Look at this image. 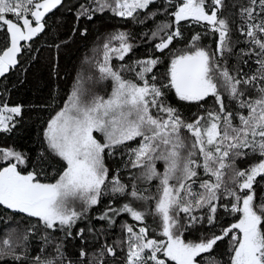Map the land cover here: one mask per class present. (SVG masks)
<instances>
[{
    "label": "snow or ice",
    "instance_id": "snow-or-ice-1",
    "mask_svg": "<svg viewBox=\"0 0 264 264\" xmlns=\"http://www.w3.org/2000/svg\"><path fill=\"white\" fill-rule=\"evenodd\" d=\"M156 3L91 0L89 5H80L77 19L92 20L97 12L110 11L143 23L141 13L153 19L161 11L150 10ZM62 4L63 0H0V77L18 66L22 53L30 49L26 42L45 31L47 15ZM224 7V0H163V13L171 19L151 33V39L159 37L153 49L160 55H149L131 65L112 63L113 59L124 61L133 51L130 34H110L103 44V58L95 64L99 80L111 82L110 93L88 94L78 78L64 106L47 122L43 134L46 151L63 162L54 182L40 178L46 175L44 152L34 163L27 153L0 145V207L36 218L23 241L39 225L71 235L77 222L87 219L90 210L109 195L127 202L113 207L109 201L95 219L111 227L117 217L127 214L139 226L125 220L122 241L105 244L100 259L85 260L88 254L81 249L80 264H105L104 255L115 257L121 245L123 264H201L202 254H209L206 264H221L211 253L225 238L230 246L227 264H264V0H248L247 5L239 6L238 31L249 45L240 52L255 57L257 67L252 75H234L227 66L225 54L232 52L233 43L229 19L221 15ZM182 22L199 25L205 34L216 36V48L210 51L201 46L197 33L187 50L172 52L170 46L182 37ZM166 50L172 55L166 72L158 75L155 69ZM125 73H132V78ZM172 92L179 101L198 107L211 97L216 107L186 120L167 102ZM225 93L235 102L236 111L227 109ZM21 115V106L0 104V133H11L15 118ZM137 140V146L131 147L130 142ZM124 149L128 155L125 167L140 170L130 176V185L122 181L118 169L110 177L105 163L107 156ZM245 150L258 156V161L236 168V159L249 155ZM157 161L164 163L162 172ZM227 169L232 170L228 181ZM201 170L207 178L201 176ZM153 180L158 181L155 194L138 183ZM197 184L199 191L194 188ZM220 208L232 214L234 222L198 242L185 240V231L194 224L215 226ZM149 216L155 227L149 226ZM15 231L11 229L0 241V260L5 264L9 260L12 264L29 260L31 264H73L65 260L62 244L53 243L47 233L41 239L45 246L52 244L51 256L29 257L26 249L17 251L22 245L20 237L13 241ZM84 232L81 228L77 235L83 238ZM44 251L42 247L40 253Z\"/></svg>",
    "mask_w": 264,
    "mask_h": 264
},
{
    "label": "trees",
    "instance_id": "trees-1",
    "mask_svg": "<svg viewBox=\"0 0 264 264\" xmlns=\"http://www.w3.org/2000/svg\"><path fill=\"white\" fill-rule=\"evenodd\" d=\"M247 3L248 0H224L225 7L221 13L222 16L229 19L231 27L233 50L231 53L225 54V59L229 70L234 75L237 72L241 75H252L257 67L254 63L255 57L249 58L240 52L241 49L247 51L249 47L245 43L246 37L241 36L238 31L241 23L239 6L247 5ZM81 4L89 5L91 0H63V4L58 9L47 15L45 31L33 41L26 42L30 44V49H26L22 53L18 66L7 73L5 77H0V104L7 103L9 106L22 107V115L15 118L16 123L12 132L9 134L0 133V145L10 146L27 153L34 163L36 158L44 152L47 159L42 168L46 175H42L40 178L45 182H54V177H57L63 169V162L46 151L44 130L49 119L68 100L78 78H81L82 87L88 94L107 96L111 91V82L99 80V73L95 68L96 62L103 58V44L110 34L117 31L130 34L129 42L134 45L133 51L125 57L124 61L113 59L112 63L117 67L120 64L131 65L134 61L149 55H160L153 49V44L159 42V37L153 40L151 33L171 19L166 13H163V0H157L155 6H150V10L154 12L158 8L161 9L155 18L147 19L145 13L140 14L139 19L143 20V23L114 16L110 11L97 12L92 20L86 18L78 20L77 13ZM181 31L182 37L177 38L170 46L172 52L187 50L191 37L197 33L201 34L199 42L201 46L210 51L216 48V36L211 33L205 34V29L199 25L182 22ZM113 44H118V42L114 41ZM172 52L166 50L161 57L163 62L155 69L158 75L166 72ZM245 60L247 63L244 62ZM221 63L223 64V61ZM125 75L128 78L133 76L132 73H125ZM253 95L255 96L257 93L254 91ZM166 100L171 106L177 108L180 115L186 120H191L194 114H203L206 110H213L216 107L211 97L203 107H198L195 103L179 101L174 92L169 93ZM225 104L229 111L237 110L235 102L230 101L226 93ZM234 122L238 123V121ZM184 135L188 134L185 132ZM138 142V140L130 142V146L136 147ZM257 161L258 156L249 151L247 157L236 159L235 167L246 168L249 164ZM105 163L110 169V177L118 169L122 181L129 185L132 183L130 176L133 173H139V169H132L130 165L125 167L128 163L126 149L118 150L115 156H107ZM231 174L232 170L227 169L226 181L229 180ZM201 176L203 177L202 170ZM257 179L259 180V177ZM138 183L141 188H147L155 194L158 181H140ZM261 184L264 185V181H261ZM194 188L200 190L198 184L194 185ZM257 191L259 193L260 189L258 188ZM109 201L112 202L113 207H119L122 203L127 202L123 197L105 195L101 198V203L87 214L88 218L78 221L76 226L71 229V235L65 236L62 231L46 230L42 225H39L34 233L29 234L27 241H23L22 237L27 234V229L31 225L36 224V218L13 214L0 207V241L8 235L11 229H16L12 233V239L15 242L17 237H20L22 245L21 248H17V251L26 249L29 257L38 254L51 256L53 254L52 244L45 246L41 239L47 233L53 243L62 244L66 261L71 260L73 264H80L79 252L81 249L88 254L85 260H90L93 257L100 259V250L105 244L116 245L124 239L125 234L121 229V224L125 220L129 223H137L131 221L127 214L117 217V222L111 227L106 221L95 219ZM136 206L141 207L138 202ZM234 220L235 217L232 214L220 208L217 212L215 226L210 227L206 223L194 224L187 228L184 238L186 241L198 242L213 232L219 234L223 227L228 226ZM148 223L150 227H155L152 224L151 216L148 217ZM137 226H139L138 223ZM81 228L85 229L83 238L77 235ZM89 228L93 231H88ZM42 247L45 248V251L40 253ZM229 247L228 239L225 238L224 241L218 242V246L214 248L211 256H214L221 264H227L230 255ZM202 255L205 259L201 261V264H206L209 254ZM124 256V246L121 245L117 247L115 257L105 254L103 260L105 264H123ZM0 264H5V260H0ZM7 264H12V262L9 260ZM27 264H31V260Z\"/></svg>",
    "mask_w": 264,
    "mask_h": 264
},
{
    "label": "rangeland",
    "instance_id": "rangeland-1",
    "mask_svg": "<svg viewBox=\"0 0 264 264\" xmlns=\"http://www.w3.org/2000/svg\"><path fill=\"white\" fill-rule=\"evenodd\" d=\"M73 1H79V0H73ZM163 167H164L163 161H157V169L162 172L163 171ZM139 171L140 170H138V172ZM76 208H77L78 211H80L81 210V205L79 203H77L76 204Z\"/></svg>",
    "mask_w": 264,
    "mask_h": 264
}]
</instances>
